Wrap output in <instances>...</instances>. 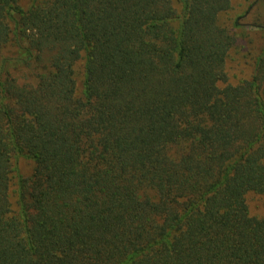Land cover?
I'll list each match as a JSON object with an SVG mask.
<instances>
[{"label": "trees", "instance_id": "16d2710c", "mask_svg": "<svg viewBox=\"0 0 264 264\" xmlns=\"http://www.w3.org/2000/svg\"><path fill=\"white\" fill-rule=\"evenodd\" d=\"M179 4L0 0V264H264V49Z\"/></svg>", "mask_w": 264, "mask_h": 264}, {"label": "rangeland", "instance_id": "374dc122", "mask_svg": "<svg viewBox=\"0 0 264 264\" xmlns=\"http://www.w3.org/2000/svg\"><path fill=\"white\" fill-rule=\"evenodd\" d=\"M32 0H18L23 8H27ZM174 6L180 8V0H172ZM239 26L232 28L235 42L226 57L227 81L233 84L250 78L258 55L264 49V0H231V8L221 15L220 21L231 26L232 20L238 15ZM12 47L6 46L0 50V60L10 56ZM76 90L83 89V61L75 64ZM31 161L26 157H19V172L27 175L31 170ZM249 212L252 215H264V195L250 192L246 195Z\"/></svg>", "mask_w": 264, "mask_h": 264}]
</instances>
